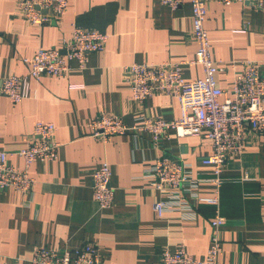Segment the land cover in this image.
Returning a JSON list of instances; mask_svg holds the SVG:
<instances>
[{"label": "crops", "instance_id": "crops-1", "mask_svg": "<svg viewBox=\"0 0 264 264\" xmlns=\"http://www.w3.org/2000/svg\"><path fill=\"white\" fill-rule=\"evenodd\" d=\"M207 8L211 54L220 63L217 85L231 92L244 62H260L264 72V11L238 1L208 0ZM75 26L107 35L104 50L91 54L82 69L71 62L63 78H30L29 97L19 103L0 97V153L9 154L11 166L25 168L17 153L30 145L37 122L54 123L60 144L56 160L30 167L36 181L31 193L0 192V257L5 264H29L39 248L91 243L102 264H160L162 251H174L178 244L203 259L214 206L198 205L194 216L167 212L158 217L154 204L160 194L145 176L159 158L182 160L199 180L198 194L213 197L212 170L202 164L212 153L211 140L170 132L155 148L147 136L95 139L90 126L102 114L119 116L129 126L146 117L180 119V103L173 96L156 94L138 104L126 68L187 62L182 67L186 81L203 77L201 66L189 64L198 50L191 36L190 0L178 9L160 0H70L62 19L41 26L24 18L18 0H0V79L28 75L24 59L40 49L62 48ZM103 163L111 169L114 188L109 208L100 207L92 189L93 172ZM223 178L219 211L226 224L220 231V264H264V142L255 140L241 156L228 159Z\"/></svg>", "mask_w": 264, "mask_h": 264}, {"label": "built area", "instance_id": "built-area-1", "mask_svg": "<svg viewBox=\"0 0 264 264\" xmlns=\"http://www.w3.org/2000/svg\"><path fill=\"white\" fill-rule=\"evenodd\" d=\"M70 0H18L24 18L33 25L56 22L65 15ZM165 6L178 9L184 0H160ZM228 4L233 1L249 3L255 10L264 11V0H215ZM193 10L192 38L198 43L196 58L189 64L203 68V77L186 81L182 67L187 62L164 64H133L126 68V79L131 85L134 100L142 104L156 94H167L178 99L180 119L142 118V124L129 126L114 114H102L91 123L92 136L104 142L115 136H147L155 148H160L170 132L178 137L199 136L212 142V153L202 159L211 168V178L217 189L211 198L201 197L197 189L199 180L193 178L191 167L178 159L159 158L146 174L152 188L160 194L154 204L158 217L167 212L194 216L198 205L215 208L211 221L210 247L203 259L190 256L184 244L174 251L165 249L160 264H220L222 242L220 231L226 224L220 215V188L224 184L223 172L228 159L241 156L255 140L264 142V72L262 63L244 62V69L235 76L231 92L217 85L219 62L213 59L209 34L205 28L208 0H190ZM108 36L75 26L72 36L62 48L40 49L33 57L24 59L29 67L26 76L0 79V97L19 103L29 97L30 78L40 80L44 75L63 78L72 70L71 62L84 68L93 53L104 50ZM64 52V53H63ZM230 93V96L228 94ZM57 127L51 122L35 124L30 145L17 154L25 168L17 170L8 162L9 154L0 153V192L10 189L29 194L36 183L29 170L35 162L46 163L58 157L60 144L55 141ZM111 169L103 163L93 172V194L101 208H109L114 200ZM21 259H17L18 263ZM0 264H5L0 257ZM29 264H102L97 246L91 243L79 248L50 250L39 248Z\"/></svg>", "mask_w": 264, "mask_h": 264}, {"label": "water", "instance_id": "water-1", "mask_svg": "<svg viewBox=\"0 0 264 264\" xmlns=\"http://www.w3.org/2000/svg\"><path fill=\"white\" fill-rule=\"evenodd\" d=\"M64 53V52H63Z\"/></svg>", "mask_w": 264, "mask_h": 264}]
</instances>
